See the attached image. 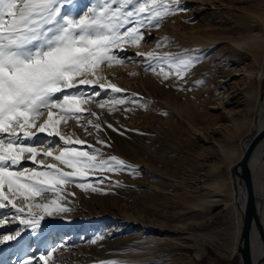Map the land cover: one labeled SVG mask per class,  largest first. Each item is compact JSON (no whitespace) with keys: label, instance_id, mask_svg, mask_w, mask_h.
I'll use <instances>...</instances> for the list:
<instances>
[{"label":"rangeland","instance_id":"1","mask_svg":"<svg viewBox=\"0 0 264 264\" xmlns=\"http://www.w3.org/2000/svg\"><path fill=\"white\" fill-rule=\"evenodd\" d=\"M73 3L79 9L88 0ZM180 3L184 10L166 17L158 28L143 29L139 44L123 53L117 50L130 62L101 65L106 77L102 83H113L128 95L137 94L146 107L127 103L109 111L106 103L101 109L97 105L109 102L114 94L96 85L101 95L86 107L99 119L87 113L80 119L100 123L98 135L105 145L97 143L95 128L86 132L75 116L59 126L61 135L85 140V150L88 145L100 148L104 158L115 155L138 166L139 174L105 172L107 179L99 187L111 189L107 194L68 185L67 191L74 193L67 196L72 201L68 206L74 210L45 217L35 233L25 229L17 241L0 244V252L6 249L0 264H19L32 254L33 264H44L39 257L52 248L56 249V264L107 260L121 264H240L237 243L242 219L231 168L244 153L242 143L253 141L252 125L244 120L252 118L247 93L251 83L242 71L264 61V0ZM163 37L168 38L167 43L157 48ZM153 50L187 53L195 62L183 79L172 74L165 80L152 68L146 69L149 62L136 55ZM161 68L168 71L160 65L155 72ZM115 96L127 98L125 93ZM38 135L44 142L36 145L39 151H46L44 145L51 142L54 155L59 153L63 144L59 137ZM41 160L64 167L51 157H36ZM22 163L21 171L36 166L27 159ZM110 181H120L121 186L114 187ZM86 183L95 181L89 178ZM0 212L7 215L0 225L4 229L0 238L14 235L19 221L11 220L13 212L8 209ZM97 235L104 239L92 243Z\"/></svg>","mask_w":264,"mask_h":264},{"label":"snow or ice","instance_id":"2","mask_svg":"<svg viewBox=\"0 0 264 264\" xmlns=\"http://www.w3.org/2000/svg\"><path fill=\"white\" fill-rule=\"evenodd\" d=\"M183 10L180 0H88L79 9L73 0H0V209L12 211L11 220H18L20 225L14 235L0 238V244L17 241L25 229L35 233L45 217L73 211L67 196L74 193L67 191L68 185L107 194L111 189L99 187L107 179L105 172L139 174L138 166L115 155L104 158L100 148L88 145L85 150V140L61 135L59 126L75 116L86 132L89 127L95 128L97 143L105 145L98 135L100 123L92 120L84 123L80 119L85 113L99 119L91 107H86L101 95L96 85L103 92L110 89L114 94L109 102L97 105L101 109L106 103L110 104L109 111L127 103L146 107L139 103L137 94L128 95L113 83H102L106 77L101 65L111 67L113 63L130 62L119 56L117 50L123 53L139 44L144 37L143 29L158 28L166 17ZM167 40L161 38L156 47L160 48ZM136 55L149 62L146 69L152 68L154 74L165 80L172 74L183 79L195 62V57L187 53L153 50ZM160 65L167 66L168 71L161 68L156 73L155 67ZM85 87L92 90L86 92ZM119 93H125L127 98H116ZM41 133L59 137L63 144L58 154L54 155L51 142L44 145L46 151L38 150L36 145L44 144L38 135ZM40 155L51 157L64 167L36 161ZM25 159L36 166L19 170ZM89 178L95 184L86 183ZM110 183L121 186L120 181ZM0 216L3 225L7 215L0 213ZM102 239L103 236L97 235L92 243ZM260 242L264 243V232L260 233ZM55 252L52 248L39 259L44 264H56ZM33 259L34 254L19 264H33ZM99 264L121 262L107 260Z\"/></svg>","mask_w":264,"mask_h":264},{"label":"bare ground","instance_id":"3","mask_svg":"<svg viewBox=\"0 0 264 264\" xmlns=\"http://www.w3.org/2000/svg\"><path fill=\"white\" fill-rule=\"evenodd\" d=\"M245 73L248 75L251 83L247 93L250 96L253 111L252 118L248 119V121L247 118L244 120L247 126L251 123L250 130L254 131V135L252 136L253 141L249 143L244 141L242 145L245 149L254 143L260 144L258 150L253 154L247 165L250 178V190L256 199V219L258 221L257 225L259 226L257 228L258 226L255 223L253 224L250 243L254 264H264V243L260 242V233L264 232V61L253 68L248 70L244 69L242 74ZM232 182L235 189V202L242 219L246 199L244 186L239 179L234 181L233 177ZM4 251L6 249L0 252V259L2 258V260L5 258V256H2Z\"/></svg>","mask_w":264,"mask_h":264},{"label":"water","instance_id":"4","mask_svg":"<svg viewBox=\"0 0 264 264\" xmlns=\"http://www.w3.org/2000/svg\"><path fill=\"white\" fill-rule=\"evenodd\" d=\"M259 145V143H254L245 148L241 160L231 169L234 181L239 179L242 182L246 194L242 228L237 245V256L240 264H254L250 240L253 224L255 223L257 225L258 221L256 219L255 209L256 199L250 190V178L247 165L253 154L258 150ZM257 228H259V226Z\"/></svg>","mask_w":264,"mask_h":264}]
</instances>
